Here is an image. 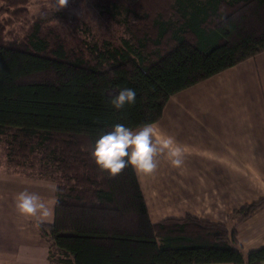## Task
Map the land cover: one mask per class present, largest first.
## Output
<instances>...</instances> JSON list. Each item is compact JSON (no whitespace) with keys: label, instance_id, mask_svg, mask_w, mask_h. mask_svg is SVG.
<instances>
[{"label":"trees","instance_id":"trees-1","mask_svg":"<svg viewBox=\"0 0 264 264\" xmlns=\"http://www.w3.org/2000/svg\"><path fill=\"white\" fill-rule=\"evenodd\" d=\"M34 1L0 0V142L6 161L33 162L56 183L53 220L34 223L48 264H261L264 243L244 253L233 226L192 215L152 222L134 167L109 176L91 152L114 125L156 122L171 95L264 51V0H169V18L154 23L173 43L154 59L126 40L94 43L87 58L62 46L49 54ZM123 88L136 100L116 110ZM263 206L261 197L233 216Z\"/></svg>","mask_w":264,"mask_h":264},{"label":"crops","instance_id":"crops-1","mask_svg":"<svg viewBox=\"0 0 264 264\" xmlns=\"http://www.w3.org/2000/svg\"><path fill=\"white\" fill-rule=\"evenodd\" d=\"M151 125L157 168H134L150 220L192 215L233 226L244 253L260 247L264 206L242 220L233 211L264 197V51L171 95ZM167 139L181 149L179 167L162 148ZM22 191L55 198L50 180L0 172V264H48L36 221L15 208Z\"/></svg>","mask_w":264,"mask_h":264},{"label":"rangeland","instance_id":"rangeland-1","mask_svg":"<svg viewBox=\"0 0 264 264\" xmlns=\"http://www.w3.org/2000/svg\"><path fill=\"white\" fill-rule=\"evenodd\" d=\"M170 4L169 0H68L63 8L56 10L54 0H36L29 5L28 11L30 15L44 20L41 35L45 38L49 54L62 46L70 59L81 56L87 58L89 47L94 43L102 45V42L107 41L112 46H119L126 40L132 45L143 43V50L149 59H154L155 50L163 53L173 43L169 32L161 39L156 37L158 29L154 23L156 18H169ZM74 35L79 39H73ZM59 41L62 43H57ZM84 41L89 42L88 47ZM6 159L0 142L2 174L16 173L29 178L50 180L54 183L55 192V181L38 176L35 166L31 165L33 162L25 166H13Z\"/></svg>","mask_w":264,"mask_h":264},{"label":"clouds","instance_id":"clouds-1","mask_svg":"<svg viewBox=\"0 0 264 264\" xmlns=\"http://www.w3.org/2000/svg\"><path fill=\"white\" fill-rule=\"evenodd\" d=\"M68 0H54L56 10L63 8ZM136 100V91L123 88L111 100L112 106L122 109L125 105H132ZM156 129L151 124H144L133 129L123 124H116L113 129L101 135L94 143L91 156L101 171L109 176L119 174L127 166H132L140 174H151L157 168V145L154 143ZM171 139L164 140L162 148H168L171 164L179 167L182 163L181 149L171 147ZM17 212L31 218L37 223L51 222L55 209L59 203L56 198H44L36 193L22 191L14 196Z\"/></svg>","mask_w":264,"mask_h":264}]
</instances>
